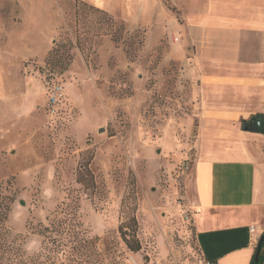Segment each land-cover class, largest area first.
<instances>
[{"label": "rangeland", "instance_id": "1", "mask_svg": "<svg viewBox=\"0 0 264 264\" xmlns=\"http://www.w3.org/2000/svg\"><path fill=\"white\" fill-rule=\"evenodd\" d=\"M107 1L114 12L101 0H0V261L6 202L10 240L38 264L203 259L184 219L201 115L197 80L175 57L180 10ZM55 84L64 98L50 112Z\"/></svg>", "mask_w": 264, "mask_h": 264}, {"label": "crops", "instance_id": "2", "mask_svg": "<svg viewBox=\"0 0 264 264\" xmlns=\"http://www.w3.org/2000/svg\"><path fill=\"white\" fill-rule=\"evenodd\" d=\"M173 2L183 35L175 57L197 80L201 115L185 205L208 264H250L264 232V131L249 129L264 116V0Z\"/></svg>", "mask_w": 264, "mask_h": 264}, {"label": "trees", "instance_id": "3", "mask_svg": "<svg viewBox=\"0 0 264 264\" xmlns=\"http://www.w3.org/2000/svg\"><path fill=\"white\" fill-rule=\"evenodd\" d=\"M256 117V116H255ZM253 117V118H255ZM247 121H243V125ZM82 181V180H79ZM11 207L8 202L5 204V212L2 214V223L4 225V236L2 238V244L1 248L3 249V256L0 261V264H38L37 258L34 256H30L26 254L25 250L21 247H15L13 245L14 241L10 240L9 230L7 227V221L9 218ZM136 219L133 220L134 223ZM195 227V225H194ZM122 236L124 238V241L126 243V246L129 250L133 252H137L141 249L142 245L138 237L135 233H129L126 229L121 227ZM129 234H132L133 237H129ZM198 244V242H197ZM199 246V245H198ZM260 246V252L258 255V259H256L257 250ZM200 249V248H199ZM201 253V251H200ZM202 256V254H201ZM264 262V232L261 234V236L258 239L257 248L255 250V253L251 259L250 264H263Z\"/></svg>", "mask_w": 264, "mask_h": 264}, {"label": "built area", "instance_id": "4", "mask_svg": "<svg viewBox=\"0 0 264 264\" xmlns=\"http://www.w3.org/2000/svg\"><path fill=\"white\" fill-rule=\"evenodd\" d=\"M179 38L180 37L176 39H179ZM63 98H64V88L62 85L55 84L53 87H51L49 91V110L50 112H55L56 106L63 100ZM184 168L185 170H187L190 168V165L186 164ZM184 219L185 220L191 219L189 210H186ZM251 230L255 231V227L252 226ZM198 264H208V261L205 259H201Z\"/></svg>", "mask_w": 264, "mask_h": 264}, {"label": "water", "instance_id": "5", "mask_svg": "<svg viewBox=\"0 0 264 264\" xmlns=\"http://www.w3.org/2000/svg\"><path fill=\"white\" fill-rule=\"evenodd\" d=\"M249 129L252 131H256V132H263L264 131V116L263 115L257 116L256 120L249 125ZM259 252H260V246L258 247V250H257L256 259H258Z\"/></svg>", "mask_w": 264, "mask_h": 264}]
</instances>
